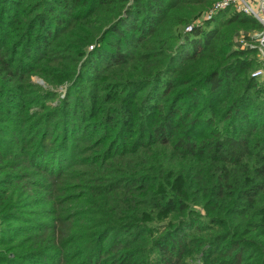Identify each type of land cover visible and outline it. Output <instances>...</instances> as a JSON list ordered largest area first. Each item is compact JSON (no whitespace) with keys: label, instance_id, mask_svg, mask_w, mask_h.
<instances>
[{"label":"trees","instance_id":"1","mask_svg":"<svg viewBox=\"0 0 264 264\" xmlns=\"http://www.w3.org/2000/svg\"><path fill=\"white\" fill-rule=\"evenodd\" d=\"M213 1L0 0V264H264L262 27Z\"/></svg>","mask_w":264,"mask_h":264},{"label":"built area","instance_id":"2","mask_svg":"<svg viewBox=\"0 0 264 264\" xmlns=\"http://www.w3.org/2000/svg\"><path fill=\"white\" fill-rule=\"evenodd\" d=\"M228 8L250 15L260 23L262 27L261 31L252 35L255 43L248 44L241 40L238 42V44L240 43L238 46L246 49L258 48L260 61L264 64V0H219L203 15L202 19L204 21H210L217 13ZM186 31H190V27L186 28ZM252 76L264 79V69H257Z\"/></svg>","mask_w":264,"mask_h":264},{"label":"rangeland","instance_id":"3","mask_svg":"<svg viewBox=\"0 0 264 264\" xmlns=\"http://www.w3.org/2000/svg\"><path fill=\"white\" fill-rule=\"evenodd\" d=\"M217 1H219V0H214L213 1V3H215V2H217ZM207 12V11H206ZM206 12H202L201 13V18L203 17V15L206 13ZM198 20H200V18H198ZM237 44H238V42H237ZM240 44V43H239ZM238 44V45H239ZM260 59V58H259ZM32 81H33V83H35V84H37V85H39V86H42V87H45V83H44V81L41 79V78H38V77H33L32 78ZM56 103H57V101H53V102H51V105H56ZM0 142H1V144H0V146L1 145H3L4 147H7L8 149H9V151L11 152V151H13V152H15V143L14 142H12L11 141V139H10V137L9 136H5V137H3L2 135H0ZM3 148V147H2ZM6 150V149H5ZM28 217V216H27ZM2 228H4V226H1L0 225V229H2Z\"/></svg>","mask_w":264,"mask_h":264},{"label":"crops","instance_id":"4","mask_svg":"<svg viewBox=\"0 0 264 264\" xmlns=\"http://www.w3.org/2000/svg\"><path fill=\"white\" fill-rule=\"evenodd\" d=\"M250 1V0H249ZM252 1V0H251Z\"/></svg>","mask_w":264,"mask_h":264}]
</instances>
